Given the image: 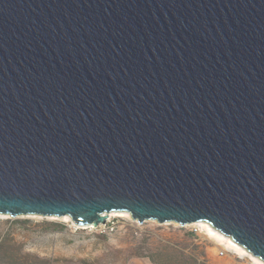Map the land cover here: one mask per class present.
<instances>
[{
  "label": "water",
  "instance_id": "1",
  "mask_svg": "<svg viewBox=\"0 0 264 264\" xmlns=\"http://www.w3.org/2000/svg\"><path fill=\"white\" fill-rule=\"evenodd\" d=\"M112 212L264 262V0H0V215Z\"/></svg>",
  "mask_w": 264,
  "mask_h": 264
},
{
  "label": "rangeland",
  "instance_id": "2",
  "mask_svg": "<svg viewBox=\"0 0 264 264\" xmlns=\"http://www.w3.org/2000/svg\"><path fill=\"white\" fill-rule=\"evenodd\" d=\"M200 223L140 224L112 212L92 228L63 217L0 215V264H261L220 245L231 239Z\"/></svg>",
  "mask_w": 264,
  "mask_h": 264
},
{
  "label": "bare ground",
  "instance_id": "3",
  "mask_svg": "<svg viewBox=\"0 0 264 264\" xmlns=\"http://www.w3.org/2000/svg\"><path fill=\"white\" fill-rule=\"evenodd\" d=\"M110 217H111V215H110ZM63 219H67L68 220L69 218L68 217H63ZM196 225H203V224L202 223H198ZM219 243H220V245H223L226 248H231L232 250H234V252L237 255L243 256V255H248L249 254L245 249H243L242 247H240L237 244H235V242H233L232 240H229V239L220 240ZM250 257L253 258V259L255 258L251 254H250ZM254 261H256V262L258 261L259 263L264 264V262L262 263V261H260L259 259H256V258L254 259Z\"/></svg>",
  "mask_w": 264,
  "mask_h": 264
},
{
  "label": "trees",
  "instance_id": "4",
  "mask_svg": "<svg viewBox=\"0 0 264 264\" xmlns=\"http://www.w3.org/2000/svg\"><path fill=\"white\" fill-rule=\"evenodd\" d=\"M54 227H58V225H54Z\"/></svg>",
  "mask_w": 264,
  "mask_h": 264
}]
</instances>
